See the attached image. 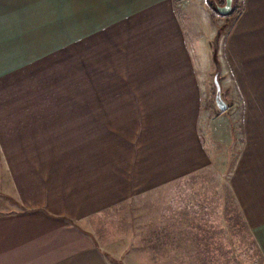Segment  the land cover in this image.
Masks as SVG:
<instances>
[{"label": "crops", "instance_id": "1", "mask_svg": "<svg viewBox=\"0 0 264 264\" xmlns=\"http://www.w3.org/2000/svg\"><path fill=\"white\" fill-rule=\"evenodd\" d=\"M211 4L0 0V264H264V0Z\"/></svg>", "mask_w": 264, "mask_h": 264}, {"label": "rangeland", "instance_id": "2", "mask_svg": "<svg viewBox=\"0 0 264 264\" xmlns=\"http://www.w3.org/2000/svg\"><path fill=\"white\" fill-rule=\"evenodd\" d=\"M216 61L215 67L208 74L209 82L202 90V99L200 101V110L202 111V114L199 117L198 129L202 139H207V142L209 141V145H211V142L209 140L210 138L216 139L215 143H213L212 148L215 149L218 154H221L223 152V149H225V136L227 128L226 119L228 118V116H226L225 114H215V112L222 113L224 111H219L214 103L215 87L213 83V75L216 69H218L219 71L218 81L221 88V95L222 98L226 101L227 107L240 109L242 105L240 99V87H238L237 84L232 83L231 79L227 77V75H225V68L219 67V62ZM218 156L220 158V155ZM223 262L224 261H221L220 263ZM249 262V264H251L254 261L251 260Z\"/></svg>", "mask_w": 264, "mask_h": 264}, {"label": "water", "instance_id": "3", "mask_svg": "<svg viewBox=\"0 0 264 264\" xmlns=\"http://www.w3.org/2000/svg\"><path fill=\"white\" fill-rule=\"evenodd\" d=\"M231 8H232V0H224V4L220 6L216 4V9L221 14H227L228 12H230ZM218 73L219 71L218 69H216L213 75V83L215 87L214 103L219 111H223L227 108V103L222 98V95H221V88H220V84L218 81Z\"/></svg>", "mask_w": 264, "mask_h": 264}, {"label": "trees", "instance_id": "4", "mask_svg": "<svg viewBox=\"0 0 264 264\" xmlns=\"http://www.w3.org/2000/svg\"><path fill=\"white\" fill-rule=\"evenodd\" d=\"M211 10H212V13H213V14H221V13H219V12L217 11V9H216V5H212V4H211ZM231 13L234 14V10H233V11L230 10V12H228V14H231Z\"/></svg>", "mask_w": 264, "mask_h": 264}]
</instances>
